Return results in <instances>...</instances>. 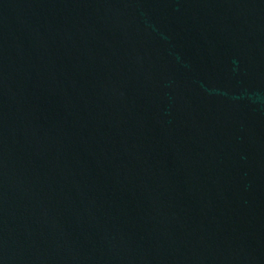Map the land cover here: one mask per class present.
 Wrapping results in <instances>:
<instances>
[{
	"label": "water",
	"instance_id": "1",
	"mask_svg": "<svg viewBox=\"0 0 264 264\" xmlns=\"http://www.w3.org/2000/svg\"><path fill=\"white\" fill-rule=\"evenodd\" d=\"M0 264H264V0H0Z\"/></svg>",
	"mask_w": 264,
	"mask_h": 264
}]
</instances>
